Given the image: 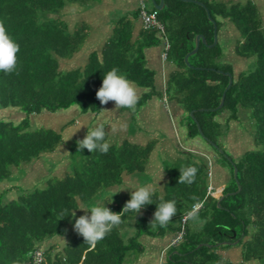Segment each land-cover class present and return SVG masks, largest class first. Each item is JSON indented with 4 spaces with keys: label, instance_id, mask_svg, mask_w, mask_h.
I'll return each mask as SVG.
<instances>
[{
    "label": "trees",
    "instance_id": "1",
    "mask_svg": "<svg viewBox=\"0 0 264 264\" xmlns=\"http://www.w3.org/2000/svg\"><path fill=\"white\" fill-rule=\"evenodd\" d=\"M200 1L205 6L165 0V6L157 10L151 0H145L149 11L157 10L165 26L162 33L144 28L139 0L136 9L120 12L113 19L108 39L100 49L89 53L84 65L64 71L61 60L79 51L89 36L90 24L83 21L71 29L65 18H50L48 13L69 2L84 7L103 0H0V22L20 48L16 70L11 74L0 72V108L15 107L28 115L18 122L0 119V182L11 177L13 166L18 168L43 154L54 153L63 141L62 133L53 128L32 129L29 115L55 113L75 105L83 113H99L102 104L96 92L104 75L113 68L147 89L138 97V107L154 96L178 102L186 113L189 133L207 140L231 171L221 197L208 195L209 164L216 162L209 154L199 153L202 159L185 164L198 170L194 183L178 184L181 168L166 167L163 190L152 192V204L143 206L138 214H122V223L95 248L78 233L58 243L53 238L65 233L79 204L93 201L105 188L122 184L125 173L145 171L156 142L143 145L125 139L110 143L107 154L87 151L73 172L51 176L43 187L22 190L8 201L4 196L11 189L0 190V264H35L34 253L39 250L44 259L36 264H132L129 256L145 251L143 236L158 237L167 232L177 236L183 217L198 202H203V207L188 218L181 240L169 247L162 264H233L223 251L234 245L241 246L242 260L238 264H264V13L252 0ZM206 8L218 27V43L213 46L215 26ZM139 20L142 30L135 37ZM226 23L239 33L235 54L254 59L250 70L237 69L234 62L225 59L220 32ZM198 34L206 37L207 44L201 43L187 64L185 57L195 48ZM166 40L171 46L168 59L176 69L169 75L165 91H160L157 72L147 65L146 51L165 45ZM224 72L231 73L233 82L219 107L230 82ZM225 112L230 113V120L247 113L253 125L250 128L254 129L257 147L238 158L229 155L218 139L223 134L218 116ZM99 126L105 128L108 141L106 127ZM130 199L131 194L117 192L105 198L102 206L120 213ZM167 201H175L176 215L166 227H153L158 204ZM131 217L135 232L126 239L122 229Z\"/></svg>",
    "mask_w": 264,
    "mask_h": 264
},
{
    "label": "rangeland",
    "instance_id": "2",
    "mask_svg": "<svg viewBox=\"0 0 264 264\" xmlns=\"http://www.w3.org/2000/svg\"><path fill=\"white\" fill-rule=\"evenodd\" d=\"M105 1L108 4L103 6L102 4H94L84 7L78 3L69 2L64 8L48 13L50 18H65L71 29H74L76 25H79L83 21H87L92 26L90 28L91 32L89 37L79 51L76 52L73 57L61 60V68L64 71L84 65L87 61L89 52L101 48L105 40V35L102 32L100 33L99 28L105 22L104 17L108 15V17H110L108 20H112V15L113 17L120 15V13H118L114 16L115 11L110 10V6L116 4L117 7H120L119 9L123 10V8L130 3L128 0ZM234 36V32L226 35L224 39L220 36L225 51V59L234 62L237 65V69L241 67L243 70H250L253 68L254 59H244L235 54ZM133 84L136 91L139 92L137 95L138 97H140L144 91H147L146 88L140 87L135 83ZM167 101L168 100H165L166 103ZM143 105L146 106L139 111L140 107H138L137 104L134 109L124 108L119 110L107 104L104 106L103 114L101 113L98 117L91 112L83 113L77 105L67 109H60L50 117H46V112L29 115L32 129L41 127L53 128L62 133L63 141L54 153L43 154L39 159L23 163L18 168L15 166L12 167L11 177L0 182V190L5 188L11 189L9 193L4 196L5 201L17 198L22 190L26 192L27 190L45 186L47 179L51 176L62 177L66 173L73 172L76 166H80L83 157L86 156L88 151L86 148L80 151L77 141L82 140L86 136L88 129L94 128L100 124H103L107 128L108 133L112 128L117 130L114 136L118 137V139L115 143L122 140L123 137L120 136L123 134L124 130H129L131 132L137 129L136 132L141 130V133L145 135L143 142H156V147L158 149L151 153L145 171L131 174L125 173L122 184L103 189L93 201H90L91 203L84 204L85 206L96 203L102 205L104 204L105 198L113 197L117 192L131 194L132 191L141 186H150L152 192L162 190L161 182L166 179V167L175 165L179 168H184L186 162H198L199 159H202L198 155L199 153L203 155L206 153L209 154L210 157L215 158V165L209 164V170L214 172V179L219 180V182H229L231 171L228 163L207 140H204L198 134L191 135L189 133V123L186 117H184L186 114L185 112H183L182 115H178L174 113L175 111L173 112L171 108V110H164L162 100L156 96ZM166 107L168 106L166 105ZM124 114L127 116H124ZM229 114L230 113L225 112L218 116V120L223 123V134L219 136L218 139L229 155L238 158L246 150L255 149L257 147L253 139L254 129L250 128V125H253L247 113L243 114V112H241L242 116L237 120L228 119ZM27 116L25 112L15 107L0 108V119L18 122ZM68 122L71 123L68 124ZM82 125H87V127L81 128ZM109 141L110 143H114L112 137L109 138ZM209 177L211 178L210 174ZM213 184H215L214 181ZM225 184L226 183H224V187ZM222 186L219 188L215 187L216 190L212 191L216 197H221V192H223L224 188ZM84 214L83 211L78 210L75 218H79ZM88 215H90V212ZM131 218L129 224L122 229L123 237L126 239L135 232L134 218ZM74 223L75 219L72 217L67 222L65 233L61 236H55L53 240H56L58 243L68 241L77 233L73 227ZM168 235L172 237V233L167 232L163 236H158L162 237L163 240L156 237L153 242L156 244H163L166 238H168ZM174 238L175 236H173L172 240ZM143 243L146 244L145 241ZM151 244L152 242L148 243L147 246L150 247ZM223 252L224 256L233 264H238L242 260L241 246L239 245L226 248ZM140 254L134 253L130 256L128 255L130 262H132V264H143L142 255L140 256ZM164 260L165 258L163 261Z\"/></svg>",
    "mask_w": 264,
    "mask_h": 264
},
{
    "label": "clouds",
    "instance_id": "3",
    "mask_svg": "<svg viewBox=\"0 0 264 264\" xmlns=\"http://www.w3.org/2000/svg\"><path fill=\"white\" fill-rule=\"evenodd\" d=\"M19 51V45L8 34L3 22H0V72L11 74L16 70L17 53ZM96 98L102 105H107L110 101L114 102L116 110L121 108L134 109L138 102L134 84L126 76L119 74L116 68L104 75L102 86L96 92ZM85 126L87 127V125H82L81 128ZM111 131L115 132L116 129L112 128ZM106 134L103 126L88 129L86 136L82 140L77 141L78 149L82 151L86 148L91 153L98 150L102 154H107L110 142L106 141ZM197 171V168L192 166L181 168L178 184L191 185L194 183ZM151 194L150 186L136 188L132 191L131 199L126 202L120 213H115L100 203L88 206L79 204L77 209L85 214L75 218L76 212L73 210L71 216L75 219L74 230L84 238L85 243L95 248L97 243L103 240L113 228L118 227L122 223V214L129 212L138 214L143 206L152 204ZM89 212L90 215H88ZM176 212L175 201L159 203L151 225L153 227L156 225L166 227L176 215ZM189 215L191 216V213Z\"/></svg>",
    "mask_w": 264,
    "mask_h": 264
},
{
    "label": "crops",
    "instance_id": "4",
    "mask_svg": "<svg viewBox=\"0 0 264 264\" xmlns=\"http://www.w3.org/2000/svg\"><path fill=\"white\" fill-rule=\"evenodd\" d=\"M246 1H248V0H225V2H228V3H231V2L232 3L233 2H246ZM252 1H254L258 5V7H259V9H260V11L262 13L264 11L263 10L264 9V0H252ZM128 2H130V3L127 4L126 7L123 8V10L119 9L120 7L119 6L117 7L116 4L115 5H111L110 6V10L115 11L114 16H115V14H118L120 12L124 13V12H127V11H132V10L136 9L138 7V5H139V0H128ZM99 4H102V6H103V5L108 4V3H106V1L103 0V2H101ZM148 5H149V2H148ZM111 17L113 19L115 18V17H113V15ZM104 18H105V22H104L105 24L103 23V25L100 26L99 31H100V33L101 32L104 33V35H105L104 43H105V41L108 39V37H109V35H110L111 31H112L113 19L112 20H108L110 18V17H108V15H106ZM91 27L92 26L90 24V28ZM234 28L235 27L232 26L230 23H226V25L222 28V30L220 32L223 35L220 34V36H222V38L224 39L226 35H228L229 33L234 32V34H235L234 42H236V39L238 38V36H239L238 34L239 33H237L238 31H236V29H234ZM141 30H142V22H141V20H139L137 22V26H136V30H135V37H137L139 35ZM90 32H91V29H90ZM90 32H89V35H90ZM163 51H164V45L163 44L158 45V46L150 47L146 51L147 65L150 68L155 69V71L157 72V87H158V89L160 91H165L166 81H167L169 75L171 74V72L175 71V69H176V67H175V65H174V63L172 61H170L169 59H166V60L163 59V57H162ZM138 94H139V92L137 91V95ZM156 97H158V98H160L162 100V105H163V109L164 110H166V109L168 110V109L171 108L172 111L173 112L175 111L174 113H176L178 115H182V113L184 112V110L178 104V102H176V101H173V102L167 101V103H166L165 100H168L166 96H164V97L156 96ZM108 104L115 107V103L112 102V101H110ZM166 105L168 107H166ZM104 106L105 105H102L101 110H100L99 113H93V114H95V116L98 117L103 112ZM145 106L146 105H141L140 108H139V111L142 108H144ZM121 109H124V108H121ZM45 114H46V117H50V116H53L54 113L46 112ZM124 116H127V115L124 114ZM70 123L71 122H68V124H70ZM72 123H73V121H72ZM100 125H103V124H100ZM116 131L115 132L109 131V138H111V137L113 138V141H114L113 144L121 143L125 139H128L131 142H135V143H138V144H143V145L146 144L145 142H143L145 135L141 133V130H139V132H136L137 129L132 130L131 132L129 130H124L123 134H121V136H120V137H123L122 140L120 142H118V143H115V141H117V139H118V137L114 136V135H116ZM108 141H109V139H108ZM156 146H157V143L155 144V148H154L153 151L158 149ZM147 164H148V162H147ZM209 172H211V170ZM213 181L215 182V184H213ZM163 182H161L162 183V187H161L162 190H163ZM224 183L227 184L226 181L219 182V180L214 179V172H213V174H211L210 185H212V186H214L216 188H219L222 185H223L222 187H224ZM226 184H225V186H226ZM155 238L156 237H149V236H143L142 237L143 242L144 241L146 242V244L144 243L145 246H146L145 251L140 254V256L142 255L143 264H162L163 263V259L165 258V255L168 252L169 247L171 246V242H172L173 236L171 237V236L168 235V238H166V241L163 244L154 243L153 241L155 240ZM158 238H160V240H163L162 237H158ZM151 242H152L151 246L150 247L147 246V244L151 243Z\"/></svg>",
    "mask_w": 264,
    "mask_h": 264
},
{
    "label": "built area",
    "instance_id": "5",
    "mask_svg": "<svg viewBox=\"0 0 264 264\" xmlns=\"http://www.w3.org/2000/svg\"><path fill=\"white\" fill-rule=\"evenodd\" d=\"M141 19L143 22V26L146 29H158L160 30L162 33L165 32V26L164 24L159 20L158 18V12L157 10H148L146 7V3L145 0H141ZM170 43L166 40L165 41V45H164V51L162 53V57L164 60L168 59V53L170 50ZM209 174H211V172H209ZM215 187L210 185L208 187V195H213L212 191H215ZM208 197V196H207ZM203 207V202H198L193 206V209L191 210V212H189L188 214H186L183 219H182V229L181 231L178 233V235L172 240L171 245H176L182 238L184 232H185V225L187 223L188 218L190 217V213L192 215V213H194L195 211L201 209ZM34 257H35V264L39 263L41 261H43L44 256L43 253L39 250L36 251L34 253Z\"/></svg>",
    "mask_w": 264,
    "mask_h": 264
},
{
    "label": "water",
    "instance_id": "6",
    "mask_svg": "<svg viewBox=\"0 0 264 264\" xmlns=\"http://www.w3.org/2000/svg\"><path fill=\"white\" fill-rule=\"evenodd\" d=\"M151 1L153 3L154 7L157 10H161L165 6V0H160V2H157L156 0H151ZM184 1H191V2H195V3H198L200 5L205 6V4L202 1H200V0H184ZM207 13H208L209 18L212 21H214L213 18L211 17L209 9H207ZM214 26H215V31H214L215 32V41H214V43L211 46H213V45L218 43V27H217V24L215 23V21H214ZM201 43L207 44L206 37L203 34H198L197 37H196L195 48L190 53H188L187 56L185 57V60H186L187 64H189V61H188L189 56L191 54H194L195 52H197L199 50V48L201 46ZM220 72H223V71L220 70ZM224 73L230 76V82H229L228 87L225 89V91L223 93L222 101H221V104H220L219 107L223 106V104L225 102L226 92L231 87L232 82H233V77H232L231 73L230 72H224ZM192 113H193V111H192ZM235 176H237V169H235ZM240 190H241V187L239 186L238 191H240Z\"/></svg>",
    "mask_w": 264,
    "mask_h": 264
}]
</instances>
